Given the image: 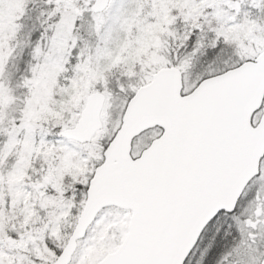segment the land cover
<instances>
[{
  "label": "snow or ice",
  "instance_id": "6c2138e0",
  "mask_svg": "<svg viewBox=\"0 0 264 264\" xmlns=\"http://www.w3.org/2000/svg\"><path fill=\"white\" fill-rule=\"evenodd\" d=\"M0 264H264V0H0Z\"/></svg>",
  "mask_w": 264,
  "mask_h": 264
}]
</instances>
